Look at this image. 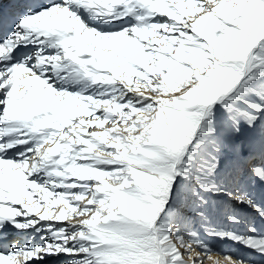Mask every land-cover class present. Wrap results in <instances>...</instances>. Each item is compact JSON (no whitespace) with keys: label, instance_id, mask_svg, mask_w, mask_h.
I'll return each instance as SVG.
<instances>
[{"label":"snow or ice","instance_id":"snow-or-ice-1","mask_svg":"<svg viewBox=\"0 0 264 264\" xmlns=\"http://www.w3.org/2000/svg\"><path fill=\"white\" fill-rule=\"evenodd\" d=\"M213 255L264 264V0H0V264Z\"/></svg>","mask_w":264,"mask_h":264},{"label":"bare ground","instance_id":"bare-ground-1","mask_svg":"<svg viewBox=\"0 0 264 264\" xmlns=\"http://www.w3.org/2000/svg\"><path fill=\"white\" fill-rule=\"evenodd\" d=\"M223 250L227 251V250H230L229 247L227 245L223 246ZM194 255L196 256L197 253L196 252H193L192 253V256L194 257ZM213 258V261L209 264H222L223 262V258L222 257H212Z\"/></svg>","mask_w":264,"mask_h":264},{"label":"rangeland","instance_id":"rangeland-1","mask_svg":"<svg viewBox=\"0 0 264 264\" xmlns=\"http://www.w3.org/2000/svg\"><path fill=\"white\" fill-rule=\"evenodd\" d=\"M194 256H195V255H194ZM212 257H216V258H217L218 256H215V255L211 256V257L209 258L208 264L211 263V262L213 261V258H212ZM222 264H227V262H225V261L223 260Z\"/></svg>","mask_w":264,"mask_h":264}]
</instances>
